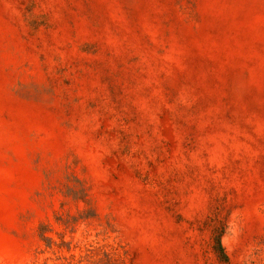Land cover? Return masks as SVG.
<instances>
[{
	"label": "rangeland",
	"instance_id": "1",
	"mask_svg": "<svg viewBox=\"0 0 264 264\" xmlns=\"http://www.w3.org/2000/svg\"><path fill=\"white\" fill-rule=\"evenodd\" d=\"M0 264H264V0H0Z\"/></svg>",
	"mask_w": 264,
	"mask_h": 264
}]
</instances>
